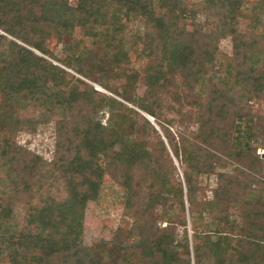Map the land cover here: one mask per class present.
<instances>
[{
	"label": "trees",
	"instance_id": "obj_1",
	"mask_svg": "<svg viewBox=\"0 0 264 264\" xmlns=\"http://www.w3.org/2000/svg\"><path fill=\"white\" fill-rule=\"evenodd\" d=\"M196 15L204 32L188 30ZM0 31V264H264V0H0ZM131 51L142 71L123 70ZM181 88L195 125L169 103ZM51 123L48 163L17 136ZM108 180L123 223L86 247Z\"/></svg>",
	"mask_w": 264,
	"mask_h": 264
},
{
	"label": "rangeland",
	"instance_id": "obj_2",
	"mask_svg": "<svg viewBox=\"0 0 264 264\" xmlns=\"http://www.w3.org/2000/svg\"><path fill=\"white\" fill-rule=\"evenodd\" d=\"M71 4L76 5L78 0H70ZM122 20V18H120ZM143 29L141 22H136L126 34L121 35V38L126 42L127 48L130 49L136 40V33ZM188 30L190 31H205V18L203 16L196 15L195 19L190 20L188 22ZM0 34L5 35L0 31ZM6 36V35H5ZM8 37V36H6ZM76 37L80 38L81 34L80 31L76 33ZM10 38V37H8ZM11 39V38H10ZM57 41L56 39L52 40L49 44L51 50H55V54L60 52L61 46H56ZM87 45H90L87 43ZM142 47H140V50ZM220 49L222 52L232 55V43L231 41L225 40L221 43ZM139 50V48H138ZM7 52H4V56H6ZM131 56V64L127 65L123 68V70L130 71H142V69L146 66L149 61V58L146 54L142 55V58L138 60L137 54L134 51L130 52ZM47 61L54 63L55 65H59L58 63L52 61L51 59L47 58ZM72 73L77 78L81 79L85 83L90 86H93L97 92H99L100 98H107L113 97V94L106 91L105 89L99 87L98 85L93 84L92 82L84 79L83 77L77 75L76 73L67 70ZM124 81H120L114 83L113 87L120 86ZM174 91V90H173ZM145 92L143 86L139 87L138 96L142 97ZM177 95L180 96L182 100L181 106L175 104L173 101H169L173 106H175L178 110H181L184 115H186L187 120L189 119L192 125H195L193 122L194 118L198 116L199 109L197 105L199 100L191 96L188 91L184 88L176 91ZM133 107V106H130ZM255 109L259 115L264 116V104L261 107L255 105ZM140 112V111H139ZM146 118L149 117L144 113L140 112ZM94 115V114H93ZM94 117H98L94 115ZM166 118L168 119H177L179 120L181 117L178 114H170L166 113ZM153 122L149 121L156 127V129L161 134L162 138L164 139V135L162 133L161 128L157 125L156 121L151 118ZM103 123L106 125L108 124V115L105 113V117L102 119ZM17 143L26 148L27 150L33 152L34 154L43 158L46 162L51 163L54 160V152L56 147V127L55 123H51L48 125H40L35 133H27L21 132L17 136ZM262 152V151H261ZM139 188L142 189V186L137 184ZM168 193L172 194L174 189L169 187ZM210 195V194H209ZM125 204V192L121 189L113 186L111 182L108 180L105 183V190L102 194L101 200L99 203H89L86 209L85 214V242L84 245L86 247H92L96 244H100L102 242H111L113 240V233L120 224L123 223V208ZM126 225V223L124 224ZM216 224H211L210 227H206L203 225L201 231H215ZM188 232L190 236V243L192 244V224L188 221ZM184 257H187L185 252L182 253ZM192 257V253H191Z\"/></svg>",
	"mask_w": 264,
	"mask_h": 264
},
{
	"label": "water",
	"instance_id": "obj_3",
	"mask_svg": "<svg viewBox=\"0 0 264 264\" xmlns=\"http://www.w3.org/2000/svg\"><path fill=\"white\" fill-rule=\"evenodd\" d=\"M147 119H149L151 122H153V120L151 119V117H147ZM263 158H264V156H263Z\"/></svg>",
	"mask_w": 264,
	"mask_h": 264
},
{
	"label": "built area",
	"instance_id": "obj_4",
	"mask_svg": "<svg viewBox=\"0 0 264 264\" xmlns=\"http://www.w3.org/2000/svg\"><path fill=\"white\" fill-rule=\"evenodd\" d=\"M264 156V150L261 152V157H263Z\"/></svg>",
	"mask_w": 264,
	"mask_h": 264
}]
</instances>
